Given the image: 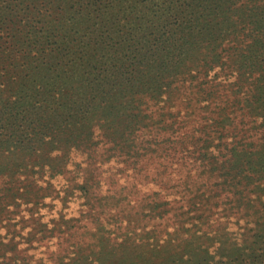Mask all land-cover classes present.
<instances>
[{
  "label": "rangeland",
  "instance_id": "obj_1",
  "mask_svg": "<svg viewBox=\"0 0 264 264\" xmlns=\"http://www.w3.org/2000/svg\"><path fill=\"white\" fill-rule=\"evenodd\" d=\"M257 5V9H264V0ZM261 18H264L263 13H259L255 21L263 22ZM245 24L247 29L254 26L232 17L229 28L216 31L219 39L211 44L202 43L201 58L205 56L191 62L199 68L195 69L194 77V71L188 73L191 79L183 89L182 108L188 101L197 106V113L186 116L189 121L186 125H179L172 133V129H166L157 134L160 118L150 117L146 120L147 127L142 128L133 120L134 111L116 115L112 108L106 113L111 115L110 126H97L94 141L87 146L73 147L67 153L60 149L36 151L32 158L44 160L49 156L63 164L61 167L64 166L66 172L53 177L47 173L43 177L42 181H52L51 194L34 210L30 208L32 204L23 207L25 210L20 214H24L23 223L28 225L20 235L13 240L4 238L6 231L14 226H0V251L5 253L0 255L1 264L8 261L54 264L53 258H63L66 262L71 258L87 261L145 258L147 262L142 264L158 263L166 258H214L217 261L264 258V253L248 254L262 244L257 241L264 233L261 225L264 220V142L250 147L251 139L247 137L257 129L259 140L264 141L262 117L252 109L260 104L255 100L252 104L250 99L253 94L264 99V36L249 33L246 40L239 33ZM217 46L221 60L209 64L210 56L216 54L212 48ZM238 85L241 93L236 91ZM210 90H213L212 97L207 99ZM2 105L3 99H0V107ZM45 105L48 116L53 113L52 106L50 102ZM53 106H59L63 116L78 109L77 102ZM26 114L29 115L26 111L18 120V123L25 122L23 128L31 121H25ZM130 123L133 128H128ZM170 133L179 143L177 150L162 152L167 148L163 144L152 145V150L149 144L143 145ZM112 136H126L119 142L137 139L131 158L118 150L110 153L114 146ZM95 143L92 150L90 146ZM203 152L212 156L207 160L211 165L204 160L209 168L205 175L199 173L200 162L195 163L199 156L204 157ZM29 158L27 151H9L7 146H0V166L5 169ZM8 172L0 173V182L10 178ZM148 198L157 200L155 210ZM88 199L94 203L96 209L91 210L97 221H92L93 216L87 213L90 212ZM179 207L187 212L179 216L178 221L172 222L171 217L165 215L160 222L159 213L169 210L170 214H175ZM148 211L153 220L150 226H146L150 217L146 215ZM127 214L130 217H125ZM63 216L78 226L89 223L91 229L117 218H133L134 221H121L123 223L111 234L102 232L103 241L97 229L94 236L93 231L89 235L78 227L68 236L70 232L61 225ZM37 221L46 224L45 235L35 226ZM186 227L188 231L184 230ZM55 232L70 240L58 241Z\"/></svg>",
  "mask_w": 264,
  "mask_h": 264
},
{
  "label": "trees",
  "instance_id": "obj_2",
  "mask_svg": "<svg viewBox=\"0 0 264 264\" xmlns=\"http://www.w3.org/2000/svg\"><path fill=\"white\" fill-rule=\"evenodd\" d=\"M259 1L0 0V99H3L0 107V146H7L9 151H27L31 159L6 169L0 166V173L9 170L10 174V178L0 182V226H14L6 231L4 238L13 240L27 227L28 224L23 223L26 220L24 214H20L26 204H32L30 208L34 210L44 202V197L50 196L52 181H42L43 177L47 173L53 177L66 172L65 167H61L63 164L49 156L44 160H35L36 151L60 149L67 153L73 147L87 146L94 141L97 126H110L111 115L106 113L112 108L116 115L123 111H134L133 120L142 128L147 127L146 120L150 117L160 118L157 134L166 129H172V133L179 125L189 123L186 116L197 113V106L188 101L186 107L182 108L185 100L183 89L191 79L188 73L194 71V77L195 69L199 68L191 62L204 58L205 55L201 58L200 51L202 43L207 41L211 44L219 39L216 36L220 34L216 31L229 28L232 17L243 23L254 24L252 29L243 25V31L239 32L246 40L249 33L264 36V21H255L259 13L264 14V9H257ZM214 49L216 54L210 56L209 64L221 60L218 46ZM179 75L184 78H177ZM240 85L236 89L239 93L242 92ZM211 91L207 92V99L212 97ZM255 97V94L250 97L251 103L255 100L260 105L252 109L262 117L261 125L264 127V99ZM45 102H50L53 110L48 116ZM75 102L78 103V109L64 116L59 106H53ZM26 111L29 115H25V121H31L23 128L25 122L18 123V120ZM129 127L134 126L130 123ZM123 132L127 135V132ZM171 133L162 139L153 140L155 143L143 142V145L149 144L152 150V145L163 144L167 148L162 152L177 150L179 143ZM112 137L114 146L109 150L110 153L111 150H118L120 154L131 158V149L136 147L137 139L119 142L126 136ZM247 137L251 139L250 147L264 142L259 140L257 129ZM96 144L90 148L94 150ZM202 155L204 157L199 156V161L195 163L200 162L199 173L205 175L209 168L204 160L207 162L212 156H207L206 152ZM147 201L152 209L158 207L155 204L157 200L148 198ZM86 204L90 211L87 213L93 216L91 220L97 221L96 214L91 210L96 209L94 203L88 199ZM149 211L146 215L150 214ZM186 212L179 207L175 214L165 210L158 216L160 222L165 219V215L176 222ZM149 216L146 226L153 225L152 216ZM125 217L130 216L127 214ZM121 221L130 222L134 219L103 221L104 224L91 229L89 223L78 226L63 216L61 225L70 232L68 236L73 235L78 227H82L83 232L89 235L93 231L94 236L97 229L104 241L102 232L113 233L123 223ZM261 225L264 227V220ZM35 226L40 227L39 232L43 235L47 233L45 223L37 221ZM188 229L186 227L184 230ZM54 235L58 241L70 240L69 237L61 238L57 232ZM259 242L262 244L248 254L263 255L264 233ZM1 254L5 253L0 251ZM238 259L166 258L151 264H238L237 261L239 264H264V258ZM53 260L54 264L147 262L145 258ZM6 264L14 263L8 261Z\"/></svg>",
  "mask_w": 264,
  "mask_h": 264
}]
</instances>
